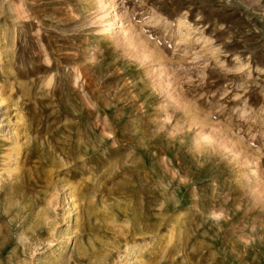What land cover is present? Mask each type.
Returning a JSON list of instances; mask_svg holds the SVG:
<instances>
[{"label": "rangeland", "instance_id": "rangeland-1", "mask_svg": "<svg viewBox=\"0 0 264 264\" xmlns=\"http://www.w3.org/2000/svg\"><path fill=\"white\" fill-rule=\"evenodd\" d=\"M2 29L0 264H264V0H0Z\"/></svg>", "mask_w": 264, "mask_h": 264}, {"label": "bare ground", "instance_id": "bare-ground-1", "mask_svg": "<svg viewBox=\"0 0 264 264\" xmlns=\"http://www.w3.org/2000/svg\"><path fill=\"white\" fill-rule=\"evenodd\" d=\"M178 22H179V24L181 23L180 20H179ZM3 33H4V31H3V29H2V30L0 31V36H1ZM16 148H17V147H16ZM16 152H17V154H18V152H19V148L16 149ZM177 162H178V161H177ZM0 172H1V169H0ZM70 198H71V197H70ZM69 217H70V216H69ZM72 225H73V220L69 218L67 228L72 227ZM167 234H168V233H167ZM65 235H66L67 239L64 240V241H65V244L63 243L64 246L66 245L67 242H69L68 240H69V238H70L69 235H68L67 233H66ZM68 237H69V238H68ZM64 241H63V242H64ZM65 248H66V246H65ZM128 249H129V248H128ZM129 253H130L129 250H127V252H126V259H125V260H127V259L129 258Z\"/></svg>", "mask_w": 264, "mask_h": 264}]
</instances>
